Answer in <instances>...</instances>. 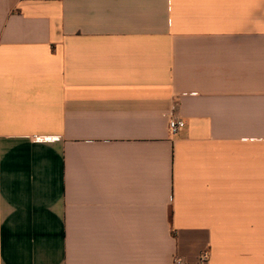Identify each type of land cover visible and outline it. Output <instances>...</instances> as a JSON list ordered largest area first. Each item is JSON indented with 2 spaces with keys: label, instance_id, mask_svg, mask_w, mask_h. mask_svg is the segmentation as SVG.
<instances>
[{
  "label": "crops",
  "instance_id": "obj_1",
  "mask_svg": "<svg viewBox=\"0 0 264 264\" xmlns=\"http://www.w3.org/2000/svg\"><path fill=\"white\" fill-rule=\"evenodd\" d=\"M0 264H264V0H0Z\"/></svg>",
  "mask_w": 264,
  "mask_h": 264
},
{
  "label": "built area",
  "instance_id": "obj_2",
  "mask_svg": "<svg viewBox=\"0 0 264 264\" xmlns=\"http://www.w3.org/2000/svg\"><path fill=\"white\" fill-rule=\"evenodd\" d=\"M186 128V122L178 117H171L169 120V130L170 133L175 136L179 134L182 130ZM47 138L45 137H37L36 140L41 141V140H46ZM206 258V256H204ZM178 263H182L180 260H177Z\"/></svg>",
  "mask_w": 264,
  "mask_h": 264
}]
</instances>
